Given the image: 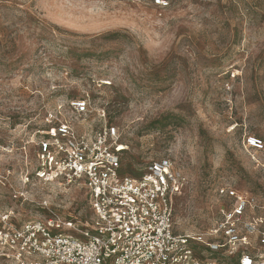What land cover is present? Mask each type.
Masks as SVG:
<instances>
[{"label":"rangeland","instance_id":"obj_1","mask_svg":"<svg viewBox=\"0 0 264 264\" xmlns=\"http://www.w3.org/2000/svg\"><path fill=\"white\" fill-rule=\"evenodd\" d=\"M83 96L118 128L130 174L167 158L184 176L176 232L219 219L226 185L255 197L246 215L264 230V0H0V205L14 222L44 216L43 199L89 217L80 184H23L36 162L29 134ZM250 244L264 259L258 237Z\"/></svg>","mask_w":264,"mask_h":264},{"label":"built area","instance_id":"obj_2","mask_svg":"<svg viewBox=\"0 0 264 264\" xmlns=\"http://www.w3.org/2000/svg\"><path fill=\"white\" fill-rule=\"evenodd\" d=\"M152 3L163 7L167 0ZM62 106L50 114L52 124L34 129V138L25 141L33 144L36 162L23 184L30 178L34 186L80 184L90 215L75 222L43 199L36 203L44 216L16 223L13 211L0 205V264H225V256L234 257V264H264L246 247L253 235L264 245L263 218L246 215L258 206L255 197L221 186L218 193L232 202L220 209L219 219L203 231L176 232L173 197L185 178L171 160L152 159L130 174L123 166L127 146L104 109L84 96L69 100L65 114ZM248 142L261 143L252 136ZM7 185L13 196L33 202Z\"/></svg>","mask_w":264,"mask_h":264},{"label":"trees","instance_id":"obj_3","mask_svg":"<svg viewBox=\"0 0 264 264\" xmlns=\"http://www.w3.org/2000/svg\"><path fill=\"white\" fill-rule=\"evenodd\" d=\"M123 166L125 167L124 163H123ZM127 169V168H126ZM141 171L139 169L135 170V172L131 173L133 175H137L138 173H140Z\"/></svg>","mask_w":264,"mask_h":264}]
</instances>
